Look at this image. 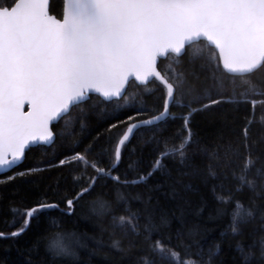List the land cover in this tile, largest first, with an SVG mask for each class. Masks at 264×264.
Instances as JSON below:
<instances>
[{"label": "snow or ice", "instance_id": "snow-or-ice-1", "mask_svg": "<svg viewBox=\"0 0 264 264\" xmlns=\"http://www.w3.org/2000/svg\"><path fill=\"white\" fill-rule=\"evenodd\" d=\"M228 103L237 112L242 104L264 109V0H0V173H13L0 185L40 171L18 169L58 139L67 143L59 167L87 163L88 155L95 161L87 183L74 178L72 198L15 210L16 230L0 231V239L35 228L25 264H84L81 250L96 237L65 233L66 243L42 245L58 227L47 217L75 216L95 195L88 216L108 236L109 252L128 257L124 264H264V136L254 137L247 115L233 116L212 143L192 131L194 113ZM173 107L190 110L169 133ZM97 116L106 128L90 139L83 133ZM137 138L151 150L147 170L135 179L113 175ZM161 174L172 182L149 188ZM183 177L199 180L215 204L209 211L202 197L195 216L228 218L220 242L205 245L208 229L154 196L167 188L172 201L190 204ZM141 186L146 193L135 191Z\"/></svg>", "mask_w": 264, "mask_h": 264}, {"label": "trees", "instance_id": "trees-1", "mask_svg": "<svg viewBox=\"0 0 264 264\" xmlns=\"http://www.w3.org/2000/svg\"><path fill=\"white\" fill-rule=\"evenodd\" d=\"M54 7H58V3ZM191 70L197 74L200 71L198 65ZM157 96H159V93H157ZM256 98L260 99V97ZM202 99L203 103H208L207 99ZM224 99L227 100L229 97L226 96ZM149 104H151V100H149ZM201 107V103L191 104V108ZM189 110L180 107L172 108V113L177 119L173 120L169 118L166 124L169 133L180 131L182 120L179 117L186 115ZM245 115L253 120L251 127L254 137L259 138L260 136H264V124L261 123V117L264 116V109H261L258 105L253 111L250 104H242L239 112H237V105L228 103L221 105L212 112L194 113L191 120L192 131L201 140L212 143L219 135L227 132L225 124L232 125L234 123L232 120L233 116H238L240 120H243ZM223 117H227V119L225 120ZM235 126L241 127V125ZM105 128L106 125L103 123V117L97 116L91 120L89 128L83 135L89 136L91 139V137L96 136L98 133H104ZM149 135L150 132L146 131L145 136L147 137ZM137 146H139L140 151L133 152L132 149ZM66 151L67 143L62 139L56 140L51 146L34 150L29 158L24 161L23 167L18 170H26L31 167L39 168L40 171L7 186L0 185V231L8 234L16 230V227H13V225L21 219V216L15 210L23 213L27 207L34 205L37 201L58 202L65 196L72 198L73 192L79 191V187L74 184V178L83 175L84 182L87 183L89 177L95 175L94 170L90 167V164L95 162L92 155L86 157L87 163L81 162L59 167V160L64 158L61 154ZM151 160V150L147 148L142 140L137 138L125 153V157L119 165V173L114 172L113 175H124L127 171L131 173L129 178L135 179L139 173L147 170V165ZM50 163L57 166L51 167ZM130 164L134 165L131 169L129 168ZM135 165H138V167H135ZM100 166L103 167L104 165L102 164ZM6 175L1 176L0 179H5ZM172 176L179 178V173L173 171ZM171 182L167 176L162 174L157 175L153 178V182L149 185V188L155 187L157 183L169 184ZM183 184L185 187H183L181 194L184 200L191 202L190 204H185L184 201H172L170 194L165 196V192L168 191L167 188H163L160 192L154 193V196L160 200L161 204H165L167 201V209L176 211L177 215L183 210L189 223H199L202 228L208 229L204 233L203 242L205 245L223 240L224 237L221 234L227 227L228 218H224L223 220H209L208 211L204 213L203 217L194 215L202 197L207 198L209 211L215 206L211 194L207 192L197 179L183 177ZM99 191L97 189V192ZM135 191H143L146 193L147 189L141 186ZM93 199H95V195L88 197L86 202H82L83 207L77 208L75 216L68 217L53 214L47 217L49 224L52 220H55L57 221L58 227L48 230L42 248L45 245L55 242L57 239H62V242L66 243L67 241L63 239L65 233L85 234L87 237H96V240L88 241L89 250H81V259L84 264H124L128 257L118 255L115 252H109L108 245L110 241L108 236L104 235L101 237L100 227L88 216L90 202ZM155 202L156 200L153 201V203ZM139 206V202H132L134 210ZM65 207L66 205L61 203V208L64 209ZM174 224L178 226V222H174ZM35 233L36 229L32 228L18 238L0 239V264H25L26 261L32 259L30 253L35 252V241L37 239ZM58 233L60 234L59 236L57 235ZM224 248L225 258L231 259L232 250L228 248V242L224 243ZM90 250H95V254H91Z\"/></svg>", "mask_w": 264, "mask_h": 264}, {"label": "water", "instance_id": "water-1", "mask_svg": "<svg viewBox=\"0 0 264 264\" xmlns=\"http://www.w3.org/2000/svg\"><path fill=\"white\" fill-rule=\"evenodd\" d=\"M48 147V146H47ZM8 174V173H7ZM3 175H6L5 173H0V177L3 176Z\"/></svg>", "mask_w": 264, "mask_h": 264}]
</instances>
